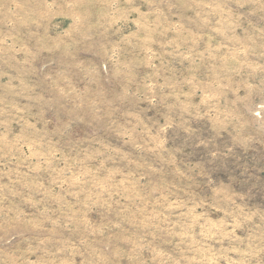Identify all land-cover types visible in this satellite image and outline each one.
<instances>
[{
  "label": "rangeland",
  "instance_id": "374dc122",
  "mask_svg": "<svg viewBox=\"0 0 264 264\" xmlns=\"http://www.w3.org/2000/svg\"><path fill=\"white\" fill-rule=\"evenodd\" d=\"M0 264H264V0H0Z\"/></svg>",
  "mask_w": 264,
  "mask_h": 264
}]
</instances>
